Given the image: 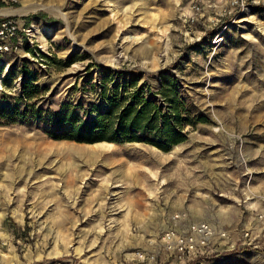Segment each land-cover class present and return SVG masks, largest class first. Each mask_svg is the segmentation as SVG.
<instances>
[{"label":"rangeland","instance_id":"374dc122","mask_svg":"<svg viewBox=\"0 0 264 264\" xmlns=\"http://www.w3.org/2000/svg\"><path fill=\"white\" fill-rule=\"evenodd\" d=\"M248 2L190 21L197 0H0V21L32 29L0 58V110L18 112L0 117V264H264V0ZM164 72L186 125L170 151L53 137L116 90L166 111ZM206 220L205 255L166 244Z\"/></svg>","mask_w":264,"mask_h":264},{"label":"trees","instance_id":"16d2710c","mask_svg":"<svg viewBox=\"0 0 264 264\" xmlns=\"http://www.w3.org/2000/svg\"><path fill=\"white\" fill-rule=\"evenodd\" d=\"M72 62L73 58H69L65 66ZM160 79L162 85L157 94L167 103L166 111L160 102L144 95L143 86L132 94L125 89L127 94L122 96L116 90L107 97L109 92L104 90L108 101V108L104 112L97 111L92 123L87 124L72 119L69 112L64 111L59 114V117H62L61 122L69 121L72 128L67 133L54 134L53 137L87 143L146 142L163 151H170L185 140L183 131L186 125L182 116L184 103L172 75L164 72ZM17 113L16 110L2 109L0 117L11 119Z\"/></svg>","mask_w":264,"mask_h":264},{"label":"built area","instance_id":"2783aa9c","mask_svg":"<svg viewBox=\"0 0 264 264\" xmlns=\"http://www.w3.org/2000/svg\"><path fill=\"white\" fill-rule=\"evenodd\" d=\"M211 0H197L193 6L194 14L190 15V21H195L202 13V4H210ZM249 7L248 0H229L224 14H240ZM32 31L30 24L25 18H5L0 21V58L3 54L18 48L21 34H30ZM258 219L264 224V209L258 214ZM217 232L213 223L209 220L195 224L192 229L186 231L174 226L165 232L164 240L170 248L176 249L182 256L195 259L200 255L208 253V247L215 238ZM226 236L225 232L219 233ZM250 236V232H245Z\"/></svg>","mask_w":264,"mask_h":264},{"label":"bare ground","instance_id":"6f19581e","mask_svg":"<svg viewBox=\"0 0 264 264\" xmlns=\"http://www.w3.org/2000/svg\"><path fill=\"white\" fill-rule=\"evenodd\" d=\"M82 152V151H81Z\"/></svg>","mask_w":264,"mask_h":264}]
</instances>
